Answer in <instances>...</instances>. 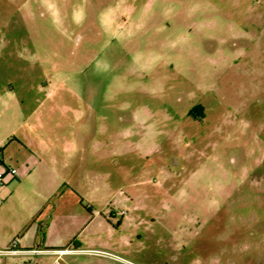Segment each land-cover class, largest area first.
I'll return each mask as SVG.
<instances>
[{
	"label": "rangeland",
	"instance_id": "rangeland-1",
	"mask_svg": "<svg viewBox=\"0 0 264 264\" xmlns=\"http://www.w3.org/2000/svg\"><path fill=\"white\" fill-rule=\"evenodd\" d=\"M0 170L53 264H264V0H0Z\"/></svg>",
	"mask_w": 264,
	"mask_h": 264
},
{
	"label": "crops",
	"instance_id": "crops-1",
	"mask_svg": "<svg viewBox=\"0 0 264 264\" xmlns=\"http://www.w3.org/2000/svg\"><path fill=\"white\" fill-rule=\"evenodd\" d=\"M21 146V145H20ZM4 158V156L2 157V159ZM14 169V168H13ZM3 171L0 170V175ZM48 186L43 184L41 185V189L45 190ZM49 188V187H48ZM43 200L46 201V197L43 194L42 195ZM42 203L39 204L42 206ZM43 207V206H42ZM39 209H36V212L33 211L31 212L32 215L36 214L37 212H40ZM32 218H29V220ZM35 223V222H33ZM34 225V224H33ZM47 226H49L47 224ZM12 231L16 234L17 233V238H16V242H14L16 244V246H13L14 249H16L17 251H19L16 256L10 255L12 256V259L9 260L8 264H20L21 262H26L27 260H30L31 257L35 254L38 253L40 251L44 252L41 253L42 255H35V256H39L44 258L45 260L48 258L51 262L49 264H53V262L55 260H51L50 258L53 256L54 253H68V252H73V250H77V251H83V250H96V249H84L81 248V246H79V244L74 243L73 244V249L71 247H66L63 248V246H56V245H49L46 247H40L39 244L42 243L40 240L38 241V237L39 235L44 234V226L42 224L37 225V227L35 226H29L28 224L25 225L24 227H22L21 225H14ZM16 236V235H15ZM63 240V239H62ZM0 245L2 248H0L1 251H6V250H10L12 248V244H8V242L3 241V239H0ZM46 257V258H45ZM43 259V261H44ZM1 264H4V261H2V259L0 260ZM42 260L37 261L36 264H44ZM46 264V263H45Z\"/></svg>",
	"mask_w": 264,
	"mask_h": 264
},
{
	"label": "built area",
	"instance_id": "built-area-1",
	"mask_svg": "<svg viewBox=\"0 0 264 264\" xmlns=\"http://www.w3.org/2000/svg\"><path fill=\"white\" fill-rule=\"evenodd\" d=\"M10 173L15 176L17 175V171L16 169H10ZM0 184H4V176L3 175H0ZM75 252H78L77 250H74ZM19 251H17L16 249H10V250H6V251H0V254L2 253H5V254H15V253H18ZM90 253L92 254H96V255H99V256H104V255H107L109 257H113V258H117V256H114V255H111V254H106V253H103V252H100V251H90Z\"/></svg>",
	"mask_w": 264,
	"mask_h": 264
}]
</instances>
